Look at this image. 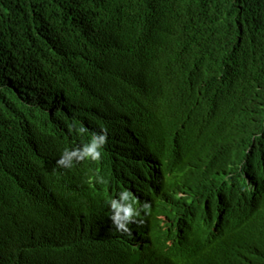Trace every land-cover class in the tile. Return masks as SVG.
<instances>
[{
	"label": "trees",
	"instance_id": "trees-1",
	"mask_svg": "<svg viewBox=\"0 0 264 264\" xmlns=\"http://www.w3.org/2000/svg\"><path fill=\"white\" fill-rule=\"evenodd\" d=\"M0 264H264V0H0Z\"/></svg>",
	"mask_w": 264,
	"mask_h": 264
},
{
	"label": "clouds",
	"instance_id": "clouds-1",
	"mask_svg": "<svg viewBox=\"0 0 264 264\" xmlns=\"http://www.w3.org/2000/svg\"><path fill=\"white\" fill-rule=\"evenodd\" d=\"M99 139L106 141L107 137L105 135L103 137H100ZM93 145L94 146L97 145V140H95V139L93 140ZM96 156L98 157L99 153H97ZM60 163H63V160H61ZM254 163L257 164L256 162H254ZM255 164H253L252 177L254 175V170L257 169V166ZM125 198L126 199L128 198V195L126 193H125ZM113 207L117 208V209H121L122 206L119 203L114 201L113 202ZM145 207H148V206L145 205ZM122 210L126 214L125 218L127 220H129V221H131V219L133 218L134 214L137 215V216L139 215V212L134 210V208H133V206L131 204L127 208H123ZM113 220L116 221L117 227H119L121 229H124V230H127V224L119 223V212H117L116 215L113 216Z\"/></svg>",
	"mask_w": 264,
	"mask_h": 264
}]
</instances>
